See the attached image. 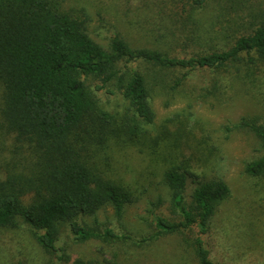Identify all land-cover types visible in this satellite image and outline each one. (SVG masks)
<instances>
[{
  "label": "trees",
  "instance_id": "1",
  "mask_svg": "<svg viewBox=\"0 0 264 264\" xmlns=\"http://www.w3.org/2000/svg\"><path fill=\"white\" fill-rule=\"evenodd\" d=\"M249 4L141 0L139 13L159 14L160 25L152 32L161 30V39L156 46H140L117 28L105 43L95 39L85 6L66 0H0V228L25 222L51 256L49 264H118L72 258L58 243L65 231L80 242L147 243L180 233L200 264H225L213 257L211 224L230 186L204 169L203 175L197 173L192 155L179 158L183 148L212 151L193 132L178 128L168 140L167 127L152 135L148 126L156 117L154 95L183 93L199 73L208 74L210 82L193 90L223 96L237 94V84L248 85L253 74L264 72V9L250 10ZM208 9L217 24L201 19ZM187 43L202 49L176 50ZM111 97H121L120 111L105 106ZM225 127L258 139L261 154L244 170L264 177V114H244ZM129 150L159 154L169 162L162 169L164 202L177 216L154 212L151 231L141 239L110 223L90 226L84 218L109 206L120 219L139 199V187L115 166L120 153ZM196 163L203 166L200 156ZM189 178L196 183L190 199L185 193Z\"/></svg>",
  "mask_w": 264,
  "mask_h": 264
},
{
  "label": "rangeland",
  "instance_id": "2",
  "mask_svg": "<svg viewBox=\"0 0 264 264\" xmlns=\"http://www.w3.org/2000/svg\"><path fill=\"white\" fill-rule=\"evenodd\" d=\"M112 1L66 0V3L78 8L86 7L90 33L100 42L105 43V38L117 28L133 45L156 46L160 43L157 39H161V30L152 32L157 30V23L160 25L159 14L148 15L144 9L139 13L137 9L141 0H120L118 5ZM249 3L250 10L264 9V0H249ZM204 13L200 15L203 21L212 25L218 23L213 10L208 9ZM200 47L202 49L200 44L187 43L183 47L179 44L176 50L189 54ZM209 47L205 44L203 48ZM208 82L210 76L199 73L183 93L155 94L152 106L156 117L148 128L155 135L167 127L164 136H169L168 140L174 138L178 128L193 132L212 154L207 150L199 152L196 148H183L179 158L183 160L192 155L194 162H191V168L197 173L203 175L201 170L204 169L208 177H219L229 184L230 195L217 208L211 224L213 257L225 264H264V177H252L244 170L246 162L261 154V145L252 133L245 130L230 132L225 127L244 114H264V72L253 74L248 85L237 84V94L230 92L215 96L193 90V87L204 86ZM119 99L111 97L107 103L101 101L106 107L120 111L125 104ZM136 152L120 153L115 166H119L122 174L139 187V199L126 207L120 219L109 206L99 210L96 216L84 218L90 226L110 223L118 232H129L136 239H141L143 233L151 231L148 222L154 212L177 216L164 202L167 201V188L162 181V169L169 162L159 154L148 156ZM199 156L203 166L195 164ZM195 185L191 178L187 180L185 193L188 199ZM58 243L67 248L72 258H107L118 264H200L191 244L180 233L163 235L147 243L139 240L104 242L97 238L80 242L65 231ZM50 258L25 222L15 228H0V264H49Z\"/></svg>",
  "mask_w": 264,
  "mask_h": 264
}]
</instances>
